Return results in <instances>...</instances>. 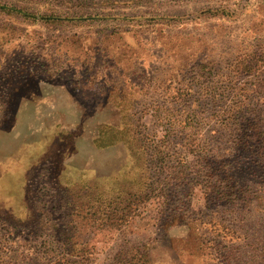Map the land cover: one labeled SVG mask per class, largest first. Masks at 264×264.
I'll return each mask as SVG.
<instances>
[{"label":"rangeland","instance_id":"obj_1","mask_svg":"<svg viewBox=\"0 0 264 264\" xmlns=\"http://www.w3.org/2000/svg\"><path fill=\"white\" fill-rule=\"evenodd\" d=\"M0 264H264V0H0Z\"/></svg>","mask_w":264,"mask_h":264},{"label":"trees","instance_id":"obj_2","mask_svg":"<svg viewBox=\"0 0 264 264\" xmlns=\"http://www.w3.org/2000/svg\"><path fill=\"white\" fill-rule=\"evenodd\" d=\"M122 141H123V140H122ZM159 167L163 169V168L165 167V165H162V166L160 165ZM156 168H157V167H156ZM108 204L110 205V204H111V201L108 202Z\"/></svg>","mask_w":264,"mask_h":264}]
</instances>
